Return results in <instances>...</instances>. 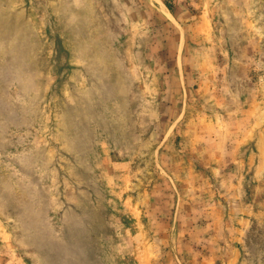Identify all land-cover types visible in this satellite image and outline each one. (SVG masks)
I'll return each mask as SVG.
<instances>
[{"label": "rangeland", "instance_id": "374dc122", "mask_svg": "<svg viewBox=\"0 0 264 264\" xmlns=\"http://www.w3.org/2000/svg\"><path fill=\"white\" fill-rule=\"evenodd\" d=\"M0 264H264V0H0Z\"/></svg>", "mask_w": 264, "mask_h": 264}]
</instances>
